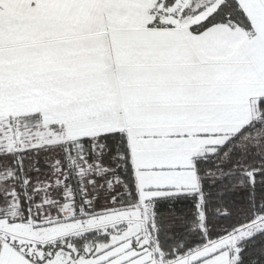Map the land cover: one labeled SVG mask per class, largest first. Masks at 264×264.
I'll return each instance as SVG.
<instances>
[{"label": "snow or ice", "instance_id": "6c2138e0", "mask_svg": "<svg viewBox=\"0 0 264 264\" xmlns=\"http://www.w3.org/2000/svg\"><path fill=\"white\" fill-rule=\"evenodd\" d=\"M0 264H264V0H0Z\"/></svg>", "mask_w": 264, "mask_h": 264}]
</instances>
